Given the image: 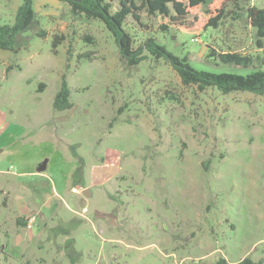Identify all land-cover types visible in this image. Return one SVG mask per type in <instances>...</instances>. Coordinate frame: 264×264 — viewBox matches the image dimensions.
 I'll use <instances>...</instances> for the list:
<instances>
[{"label":"rangeland","instance_id":"rangeland-1","mask_svg":"<svg viewBox=\"0 0 264 264\" xmlns=\"http://www.w3.org/2000/svg\"><path fill=\"white\" fill-rule=\"evenodd\" d=\"M22 3L0 0V25ZM239 4L217 28L205 6L189 9L186 28L163 32L144 11L123 28L134 50L153 38L198 71H264V38L259 48L246 15L264 0ZM33 9L14 50L0 49V264H264V94L185 86L144 49L130 66L100 21L57 0ZM62 78L72 107L56 111Z\"/></svg>","mask_w":264,"mask_h":264},{"label":"trees","instance_id":"trees-1","mask_svg":"<svg viewBox=\"0 0 264 264\" xmlns=\"http://www.w3.org/2000/svg\"><path fill=\"white\" fill-rule=\"evenodd\" d=\"M57 1L68 4L74 16H83L86 19H93L103 23L118 44L121 57L130 66H136L145 60L146 57L142 55L144 49L155 60L166 62L177 73L182 84L185 86H195L199 91L215 88L224 95L234 92H248L255 95L264 94L263 70H256L247 75L198 71L188 64L186 58H179L168 52L163 46L158 45L153 38L147 39L142 46L134 50L132 39L123 28L128 16H131L138 22V12L140 11H144L148 16H160L163 20V23L160 24V30L163 32H168L170 29L186 28L184 20L189 14V9L198 6H205L207 14L213 15V17L207 20L206 26L217 28L221 19L226 15L225 9L228 4L238 12L243 10L240 7L239 0H223L221 5L217 7L216 5L220 0H141L138 6L133 0H118V7L115 11H112L114 0ZM232 13L234 14L233 19L238 18L239 14L237 12L232 11ZM246 15L250 26L255 30L256 45L262 48L261 39L264 38V9L249 6L246 8ZM35 16L33 0H23L22 5L16 12L14 24L0 25V49L14 50L13 43L15 36L29 28L35 20ZM63 40L62 36H55L53 46L56 47ZM208 56L217 58L223 64L244 68L253 66L254 61L253 56L250 55H242L237 52L215 53L213 49H211ZM262 62H264V58ZM70 95L71 92L65 78H62L60 88L53 98V109L56 111L71 109ZM214 264L230 263L225 258L219 257ZM233 264H261V262H255L251 258L245 257Z\"/></svg>","mask_w":264,"mask_h":264},{"label":"built area","instance_id":"built-area-1","mask_svg":"<svg viewBox=\"0 0 264 264\" xmlns=\"http://www.w3.org/2000/svg\"><path fill=\"white\" fill-rule=\"evenodd\" d=\"M71 192H72V193H78V191H77L75 188H73V189L71 190ZM35 222H36V215H31V216L28 218L27 222H26V228H27V229H31Z\"/></svg>","mask_w":264,"mask_h":264},{"label":"water","instance_id":"water-1","mask_svg":"<svg viewBox=\"0 0 264 264\" xmlns=\"http://www.w3.org/2000/svg\"><path fill=\"white\" fill-rule=\"evenodd\" d=\"M45 169H46V161L43 162V163L37 168V172H38V173H41V172H43ZM82 194H83L84 196H86V197H88V196L91 195V193H90V191H89L88 189L82 191Z\"/></svg>","mask_w":264,"mask_h":264},{"label":"crops","instance_id":"crops-1","mask_svg":"<svg viewBox=\"0 0 264 264\" xmlns=\"http://www.w3.org/2000/svg\"><path fill=\"white\" fill-rule=\"evenodd\" d=\"M36 173H38L37 170H36ZM38 174H39V173H38ZM84 190H86V189H83L82 191H84ZM88 190H89V189H88ZM89 191H90V190H89Z\"/></svg>","mask_w":264,"mask_h":264}]
</instances>
